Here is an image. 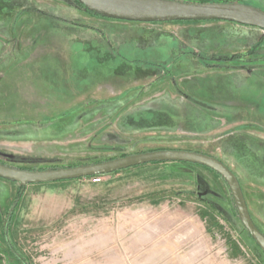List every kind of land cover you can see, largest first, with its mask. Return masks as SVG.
Instances as JSON below:
<instances>
[{
    "label": "rangeland",
    "instance_id": "374dc122",
    "mask_svg": "<svg viewBox=\"0 0 264 264\" xmlns=\"http://www.w3.org/2000/svg\"><path fill=\"white\" fill-rule=\"evenodd\" d=\"M175 1L264 10V0ZM162 150L217 158L248 201L257 200L251 176L264 171L263 30L112 20L77 0H0L3 166L44 172ZM97 177L29 185L22 195L0 179V264H198L199 245L223 247L224 231L205 232L201 219L225 223L223 212L235 208L216 172L149 163ZM185 222L200 233L182 245ZM241 233L248 246L234 237L247 247L246 261L262 264L252 254L264 257L261 248Z\"/></svg>",
    "mask_w": 264,
    "mask_h": 264
},
{
    "label": "water",
    "instance_id": "95a60500",
    "mask_svg": "<svg viewBox=\"0 0 264 264\" xmlns=\"http://www.w3.org/2000/svg\"><path fill=\"white\" fill-rule=\"evenodd\" d=\"M89 12L100 17L137 23H169L196 21H227L264 31V10L240 3H187L175 0H77ZM190 163L216 172L228 185L234 198L240 222L264 253V235L252 221L241 184L232 170L217 158L207 154L184 150L150 151L135 156L51 171H26L3 166L0 163V179L26 188L29 185L110 176L125 169L149 163ZM9 221L5 223L8 234Z\"/></svg>",
    "mask_w": 264,
    "mask_h": 264
},
{
    "label": "crops",
    "instance_id": "0c3cea01",
    "mask_svg": "<svg viewBox=\"0 0 264 264\" xmlns=\"http://www.w3.org/2000/svg\"><path fill=\"white\" fill-rule=\"evenodd\" d=\"M256 174L257 175H255V176H251V178H252V181L257 183L256 184L257 185V187H256L257 193L255 195V196H257L256 197L257 200L256 201H248V199L246 197L245 198L247 201L248 209L250 207L251 210L254 211V213L257 210L256 207L260 209V215L257 214L258 215L257 220L259 222L260 227L258 225L257 226L260 229V231L262 232V234L264 235V171L258 169ZM249 182H251V181H249ZM256 190H254V191H256ZM261 196H263V197H261ZM210 206H211V209L214 210L215 206H213V204H211ZM251 210H250V214H251ZM220 213H221V211H220ZM223 214H225V216H224L225 223H221V220L218 217L216 218L214 216H208V215L203 214L204 216L201 219H203V222L205 224H207L205 232H207L209 234H211V233L213 234V233H216V231H218L220 229V231H222V230L224 231V236H226V239L223 240V243H224L223 247H221L220 245L217 246L216 244L210 245L211 246L210 247L208 245V243H206L207 241H205L203 245L202 244L199 245L198 251L200 253H198L195 257V258L199 259L198 264H256L255 261H246V259H245V256L249 258V255L245 254L248 249H247V247L244 248V246H248V244H247L246 240L244 239L243 234L241 233V230L245 229V227L240 222L236 208H234V206L232 205L230 210L226 211V213L223 212ZM163 219H164L163 222H165V221L168 222V225H167L168 227L172 228V227L176 226V224L172 223L173 221H172L171 215L166 216L164 214ZM186 223L187 222H185L184 227H186V225H187L188 229L186 232V236H182V238L186 237L187 239L184 240V238H183V240L180 242V243H182V245L185 244L186 241H189L188 239H190V238L192 239L193 236H196L197 233L198 234L200 233L199 230L197 231L196 228H194V230L191 229L189 231V225ZM227 231H228V233H227ZM234 234L237 235L238 237H240V239L243 238V240L246 244L243 246V244H241L240 241L236 237H234ZM212 241H214V240H212ZM209 248H213V251H211L212 249H209ZM252 254H253V256H255L257 262L264 264V257L263 256L259 255V253H257V252L256 253L252 252ZM208 256H212V259L206 260V262H205L203 259H206V257H208ZM184 263L190 264V259H188L187 261H184ZM193 264H195V262H193Z\"/></svg>",
    "mask_w": 264,
    "mask_h": 264
},
{
    "label": "trees",
    "instance_id": "16d2710c",
    "mask_svg": "<svg viewBox=\"0 0 264 264\" xmlns=\"http://www.w3.org/2000/svg\"><path fill=\"white\" fill-rule=\"evenodd\" d=\"M195 3H206V2H195ZM95 15H96V14H95ZM97 16H98V15H97ZM1 164H2V163H1ZM113 174H114V173H113ZM24 190H25V188L20 187V191H18L19 194L22 195L21 193H23ZM9 225H10V223H9ZM21 264H26V263L22 261Z\"/></svg>",
    "mask_w": 264,
    "mask_h": 264
},
{
    "label": "built area",
    "instance_id": "2783aa9c",
    "mask_svg": "<svg viewBox=\"0 0 264 264\" xmlns=\"http://www.w3.org/2000/svg\"><path fill=\"white\" fill-rule=\"evenodd\" d=\"M100 181H101V178H100V177H99V178L97 177V178H94V179H93V183H94V184H97V183H99Z\"/></svg>",
    "mask_w": 264,
    "mask_h": 264
},
{
    "label": "flooded vegetation",
    "instance_id": "af4514ba",
    "mask_svg": "<svg viewBox=\"0 0 264 264\" xmlns=\"http://www.w3.org/2000/svg\"><path fill=\"white\" fill-rule=\"evenodd\" d=\"M224 3H233V2H229V1H227V2H224ZM207 4V3H206ZM97 16V15H96ZM237 24V23H236ZM251 56V55H250ZM250 56H247V57H250ZM234 57V56H233ZM241 57H244L243 55L241 56Z\"/></svg>",
    "mask_w": 264,
    "mask_h": 264
}]
</instances>
